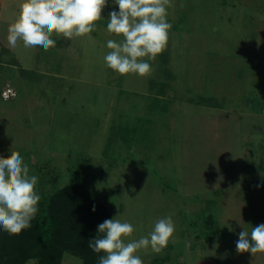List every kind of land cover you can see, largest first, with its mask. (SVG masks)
<instances>
[{"label":"rangeland","instance_id":"obj_1","mask_svg":"<svg viewBox=\"0 0 264 264\" xmlns=\"http://www.w3.org/2000/svg\"><path fill=\"white\" fill-rule=\"evenodd\" d=\"M22 2L0 1L9 17L0 22V157L18 151L38 194L83 166L111 219L134 226L126 241L171 216L173 238L159 254L139 250L143 264H264V253L236 249L241 231L264 224V114L248 101L264 99V0H170L167 47L144 58L145 77L105 65L107 41L123 39L107 31L115 0L90 38L54 34L47 52L9 45ZM151 80L169 85L167 112L152 110ZM200 97L224 107L195 104ZM210 214L218 228L209 238ZM62 264L82 262L66 254Z\"/></svg>","mask_w":264,"mask_h":264},{"label":"clouds","instance_id":"obj_2","mask_svg":"<svg viewBox=\"0 0 264 264\" xmlns=\"http://www.w3.org/2000/svg\"><path fill=\"white\" fill-rule=\"evenodd\" d=\"M108 0H23L16 20L8 27L7 40L11 47L22 41L25 48L42 47L45 52L55 47V34L65 38H90ZM119 11L109 14L107 31L122 36L119 42L107 41L110 49L104 61L107 68L125 76H148L155 60L167 47L169 30L167 7L170 0H115ZM38 177L29 174V167L18 151L7 158L0 157V229L19 234L31 226L38 212L41 196L36 191ZM95 211V208H93ZM134 226L117 218L98 225V235L88 247L103 253L98 264H143L136 253L149 247L161 253L175 232L171 216L158 219L153 230L138 240L126 241ZM102 234V235H100ZM249 236L251 241L249 240ZM238 253H264V224L241 231L236 243Z\"/></svg>","mask_w":264,"mask_h":264},{"label":"trees","instance_id":"obj_3","mask_svg":"<svg viewBox=\"0 0 264 264\" xmlns=\"http://www.w3.org/2000/svg\"><path fill=\"white\" fill-rule=\"evenodd\" d=\"M167 60L163 56V63L166 65ZM161 71L165 76H171L168 67L161 68ZM168 88L167 83L151 80L152 110L168 111L169 104H165L169 100L165 97ZM248 101L254 103L257 113L264 114V99L259 100L253 96ZM195 104L224 107L214 97H200ZM88 161L87 159L85 162ZM39 195L41 199L37 205L38 212L29 228L19 234H9L0 229V264H28L32 260H36L35 264H62L66 254L79 257L82 264H98L99 257L104 254L94 252L88 244L98 235V225L111 219L112 214L107 201H99L93 197L83 166H78L73 171L65 186L51 194L41 192ZM204 222L208 226L210 238L213 236L210 232L214 233V228H218L215 227L213 214L205 216Z\"/></svg>","mask_w":264,"mask_h":264},{"label":"crops","instance_id":"obj_4","mask_svg":"<svg viewBox=\"0 0 264 264\" xmlns=\"http://www.w3.org/2000/svg\"><path fill=\"white\" fill-rule=\"evenodd\" d=\"M0 1H4V0H0ZM7 8V6L5 5V9H4V11H8L9 9H6ZM7 19H5V17H3L2 16V14L0 13V22L1 21H3V20H8V22H9V17H6ZM9 24V23H8ZM1 41V40H0ZM2 42V41H1Z\"/></svg>","mask_w":264,"mask_h":264}]
</instances>
